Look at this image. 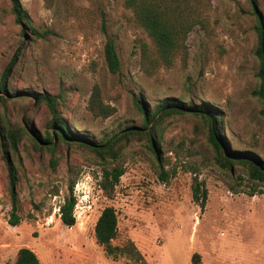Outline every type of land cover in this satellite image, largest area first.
I'll list each match as a JSON object with an SVG mask.
<instances>
[{
  "label": "rangeland",
  "instance_id": "obj_1",
  "mask_svg": "<svg viewBox=\"0 0 264 264\" xmlns=\"http://www.w3.org/2000/svg\"><path fill=\"white\" fill-rule=\"evenodd\" d=\"M46 38L15 24L10 0H0V78L20 47L5 82L9 90L49 93L72 134L103 143L127 128H140L137 100L149 111L165 98L207 104L220 111L219 134L231 151L264 159V101L257 87L258 19L264 0H209L203 22L187 38V55L151 76L140 70L139 45L152 47L125 0H19ZM106 35L114 40L120 71L104 65ZM94 86L113 107L109 118L88 110ZM0 101V116L28 131L13 158L18 173L20 222L9 224L7 169L0 151V264H13L17 251L31 249L40 264H134L113 261L96 243L94 226L106 207L117 213L113 245L132 241L144 264H264V184L251 180L242 165L221 168L198 116L172 114L156 120L159 153L144 135H134L115 161L101 160L76 142L48 149L38 142L51 119L32 97ZM153 124H150L152 127ZM32 128L35 134L29 132ZM31 137V138H30ZM124 174L108 199L99 183L103 170ZM76 199L74 226L61 224L59 206ZM200 185L203 202L193 198ZM201 195V193L199 194ZM200 198V196H199Z\"/></svg>",
  "mask_w": 264,
  "mask_h": 264
},
{
  "label": "trees",
  "instance_id": "obj_2",
  "mask_svg": "<svg viewBox=\"0 0 264 264\" xmlns=\"http://www.w3.org/2000/svg\"><path fill=\"white\" fill-rule=\"evenodd\" d=\"M256 1L250 0L254 13L256 12ZM14 22L23 33L30 31L37 38H46L52 34L49 30L39 31L34 28L32 20L19 0H10ZM209 0H125L124 5L132 11L136 25L146 34L151 41L152 47L142 42L139 45L140 70L146 76H151L161 67L169 68L173 65L178 55H187V38L196 26L203 22V14L208 6ZM257 45L255 56L258 61V68L255 74L258 81L253 94L259 100L264 101V24L258 19ZM105 36L103 45V60L106 70L110 74H118L120 71V59L117 54L114 40L106 35L104 28L101 30ZM19 47L6 66L0 78V101H8L9 97H32L38 103L46 105L51 119L49 127L43 137L35 134L32 128L29 132L35 134L33 143L39 147L38 142L48 149L57 143L76 142L78 145L91 151L101 160L115 161L119 158L123 145H118L122 141L127 142L134 135H144L148 148L154 154H158L160 149L156 139V120L172 114H190L202 119L208 130V141L214 149L217 164L230 170L233 165H242L248 177L264 184V159L254 156L248 152L231 151L219 134L220 111L207 104H186L176 98L163 99L153 111L145 108L142 98L137 100L139 111L143 116V124L140 128H127L103 143H95L89 139L72 134L66 122L60 114L57 106V96L49 93H34L21 90H9L5 82L9 72L15 65L20 53ZM88 110L95 118H109L115 112L113 107L102 102L100 90L94 86L88 101ZM153 124L152 127L149 126ZM29 135L23 128L13 126L0 116V151L6 163L7 169V191L11 204L9 224L17 226L19 217V198L17 194L18 173L13 158L18 154V145L22 137ZM124 174L123 169L112 168L110 171L103 170L99 187L108 199L113 198L114 187L118 184L120 177ZM74 183L69 187V195L59 206V219L63 226L72 227L75 224L74 207L76 199L72 194ZM201 193V195H199ZM200 196V198H199ZM193 198L203 202L205 192L200 189V185L193 189ZM118 233L117 213L113 207L104 208L94 226V237L96 243L103 249L105 255L113 261L119 258H126L134 264H144L145 261L135 247L134 243L128 240L121 246L113 245ZM13 264H40L37 255L29 248H20Z\"/></svg>",
  "mask_w": 264,
  "mask_h": 264
}]
</instances>
